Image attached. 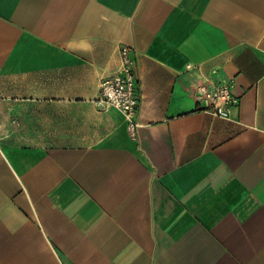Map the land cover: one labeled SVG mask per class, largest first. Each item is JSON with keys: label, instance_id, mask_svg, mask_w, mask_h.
<instances>
[{"label": "crops", "instance_id": "crops-1", "mask_svg": "<svg viewBox=\"0 0 264 264\" xmlns=\"http://www.w3.org/2000/svg\"><path fill=\"white\" fill-rule=\"evenodd\" d=\"M0 264H264V0H0Z\"/></svg>", "mask_w": 264, "mask_h": 264}, {"label": "built area", "instance_id": "built-area-1", "mask_svg": "<svg viewBox=\"0 0 264 264\" xmlns=\"http://www.w3.org/2000/svg\"><path fill=\"white\" fill-rule=\"evenodd\" d=\"M119 68L100 80V102L106 107H114L125 115L128 130L132 137H136L140 126L136 116L140 106V90L136 83L135 59L131 48L123 45L119 48ZM191 68V66H188ZM232 81L222 78L219 83L199 82L195 88L198 103H204V109L216 116L229 117V110L239 103V99L232 91Z\"/></svg>", "mask_w": 264, "mask_h": 264}]
</instances>
